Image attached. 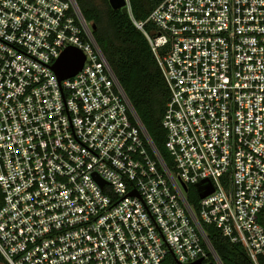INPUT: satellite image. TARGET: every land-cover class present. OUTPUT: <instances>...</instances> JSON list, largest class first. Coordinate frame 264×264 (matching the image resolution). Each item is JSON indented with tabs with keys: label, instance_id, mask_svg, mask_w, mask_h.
Masks as SVG:
<instances>
[{
	"label": "built area",
	"instance_id": "1",
	"mask_svg": "<svg viewBox=\"0 0 264 264\" xmlns=\"http://www.w3.org/2000/svg\"><path fill=\"white\" fill-rule=\"evenodd\" d=\"M135 24L169 89L173 168L77 0H0V264H224L206 224L260 264L264 0H163ZM70 45L85 62L61 81Z\"/></svg>",
	"mask_w": 264,
	"mask_h": 264
},
{
	"label": "trees",
	"instance_id": "2",
	"mask_svg": "<svg viewBox=\"0 0 264 264\" xmlns=\"http://www.w3.org/2000/svg\"><path fill=\"white\" fill-rule=\"evenodd\" d=\"M162 1L129 0L130 10L123 12L122 9H114L109 0H106V11L91 0H77L84 18L97 25L93 34L131 100L151 141L166 164L173 168L174 162L168 149L167 131L162 123L169 89L146 35L135 24V20L145 21ZM151 28L152 24L146 23L145 29L151 30ZM149 148L154 154L150 144ZM187 197L192 204H196L199 200L195 186H189ZM259 220L264 226V208ZM204 228L224 264H254L240 243L232 242L214 225L206 224ZM0 261H2L1 257ZM259 261L260 264H264V255L260 256Z\"/></svg>",
	"mask_w": 264,
	"mask_h": 264
},
{
	"label": "water",
	"instance_id": "3",
	"mask_svg": "<svg viewBox=\"0 0 264 264\" xmlns=\"http://www.w3.org/2000/svg\"><path fill=\"white\" fill-rule=\"evenodd\" d=\"M114 9H122L123 12H129V0H109ZM92 28L95 30L97 25L92 23ZM85 62V54L76 46L70 45L66 47L55 63L52 65L55 73L62 81L66 78L75 76L83 67ZM103 185L105 181L100 180ZM196 188L201 197H205L214 191L212 182L209 179L203 180L196 184ZM203 264L202 259L197 260L194 264ZM182 264V263H180ZM193 264V263H192Z\"/></svg>",
	"mask_w": 264,
	"mask_h": 264
},
{
	"label": "rangeland",
	"instance_id": "4",
	"mask_svg": "<svg viewBox=\"0 0 264 264\" xmlns=\"http://www.w3.org/2000/svg\"><path fill=\"white\" fill-rule=\"evenodd\" d=\"M94 4L98 5L100 8H102L104 11L107 9V3L106 0H91ZM110 3V1H109Z\"/></svg>",
	"mask_w": 264,
	"mask_h": 264
}]
</instances>
